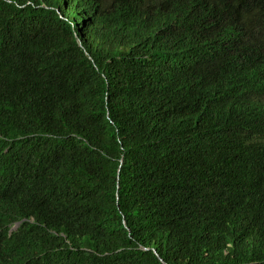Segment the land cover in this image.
<instances>
[{
    "label": "trees",
    "instance_id": "trees-1",
    "mask_svg": "<svg viewBox=\"0 0 264 264\" xmlns=\"http://www.w3.org/2000/svg\"><path fill=\"white\" fill-rule=\"evenodd\" d=\"M242 1L0 0V264H264Z\"/></svg>",
    "mask_w": 264,
    "mask_h": 264
},
{
    "label": "clouds",
    "instance_id": "clouds-1",
    "mask_svg": "<svg viewBox=\"0 0 264 264\" xmlns=\"http://www.w3.org/2000/svg\"><path fill=\"white\" fill-rule=\"evenodd\" d=\"M245 5V10L238 9V16L242 19L246 33V41L250 47L248 58L253 61L255 58L264 55V0H244L230 5L232 8H239L240 4ZM234 110L239 116L238 126L240 129L247 124H264V97L259 94H249L239 100L234 105ZM237 174H243L241 170ZM243 183L239 188L234 190V196L249 199L256 197L260 202L258 188L251 182ZM24 220L14 223L9 234L16 231ZM33 222V219L30 220ZM3 259L0 258V261ZM21 264V261H17Z\"/></svg>",
    "mask_w": 264,
    "mask_h": 264
}]
</instances>
